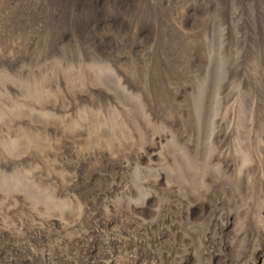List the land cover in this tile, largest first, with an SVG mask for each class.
Here are the masks:
<instances>
[{
  "label": "rangeland",
  "instance_id": "rangeland-1",
  "mask_svg": "<svg viewBox=\"0 0 264 264\" xmlns=\"http://www.w3.org/2000/svg\"><path fill=\"white\" fill-rule=\"evenodd\" d=\"M45 3L47 0H0L1 195L32 194L29 184L31 169L26 164L28 155L37 150L47 153L54 148L53 135L57 134L58 129L55 128L61 119L58 118L59 103L65 100L63 103L69 113L77 111L74 110L75 105L87 106L92 97L94 102L99 99L102 103L107 101L112 104L114 101L116 107L114 104L98 109L82 107L83 111L80 109L77 118H70L71 114L65 116V119L70 118V127L71 121L86 123L93 133L100 132L105 136L108 133V141L111 139L114 144L124 137L120 129L124 128V124L121 122L130 115L133 117V113L134 116L141 115L145 111L143 104L151 114L152 111L155 113V118L168 120L172 130L179 129L176 130L178 134L182 133L181 129L191 133L190 136L198 134L191 136V143L181 149V141L162 143L161 157L165 163L160 169L159 187L170 186L173 176L177 182L183 183L186 176L198 177L199 172L203 175L204 172L216 171V165L207 153L211 149L206 150L199 145L204 142L203 135H209L216 126L221 131V137H237L236 142L232 137L234 145H237L232 156L243 168L242 172H250L249 168H254L257 156L264 162V77L262 81L257 77L260 85L248 78L253 72L250 64L254 57L264 65V0H121L114 7L90 10L86 7L74 19L68 18L66 11L61 10L63 18L58 27L52 20V10H43ZM93 14L97 16L93 17ZM221 28L223 31L220 33ZM59 35L65 38L56 49L55 44L61 39ZM77 74L82 79L80 76L77 78ZM118 78L119 83L116 82ZM248 91L253 99L248 97ZM163 99L166 101L163 102ZM172 101L175 103H170ZM165 103L170 106V113L175 112L171 116L162 114L167 108L162 106ZM251 107H254L252 117ZM93 110H97L99 115L87 120ZM166 130L157 125L153 131L155 135H163ZM47 138L52 139L50 143ZM225 138L222 148H227ZM195 142L198 145L193 149ZM64 149L68 151V147ZM149 151L154 152L149 156L157 159L155 151ZM105 154L107 158L104 157L101 163L104 166L97 165L96 172L106 176L101 179V186H94L95 189L87 190L85 195L98 196L104 188L106 196L116 197L117 181L111 179L110 172H117L115 178H127V172H122L112 162L114 159L107 152ZM72 156L67 155L69 158ZM141 157L146 163L145 157ZM13 160H18L15 161L17 165L9 169ZM84 166L81 167L79 182H83L85 176ZM134 170L140 177L136 183L130 179ZM134 170L129 174V188L134 192L130 199L140 202L145 195L140 183L154 179V167L152 170ZM9 172H15V175L11 178ZM167 178L168 181L165 180ZM144 202L148 204L132 203V212L137 210V214L142 209L145 217L154 218V193L146 195ZM238 202H241L243 214L263 213L264 197L257 178L250 180ZM164 204L160 214L166 207ZM181 212L179 210L178 214ZM232 217V214L224 215L227 225L222 229L223 235L220 234L222 242L226 241L225 238L228 240L229 236L225 233L231 232ZM215 225L213 228H219L217 222ZM119 227L124 229L125 225ZM149 235L152 236V233L148 231ZM259 236L263 240L262 232ZM261 245L264 247V243ZM227 253L224 258L230 260V253ZM219 256H215L213 262L218 263ZM242 259L245 260L244 257Z\"/></svg>",
  "mask_w": 264,
  "mask_h": 264
},
{
  "label": "bare ground",
  "instance_id": "bare-ground-1",
  "mask_svg": "<svg viewBox=\"0 0 264 264\" xmlns=\"http://www.w3.org/2000/svg\"><path fill=\"white\" fill-rule=\"evenodd\" d=\"M222 31L221 28L220 33ZM259 60L257 57L253 58L250 64L253 72L248 77L256 81L258 85H260V80L257 77L261 81L264 77V65ZM257 70L263 73L258 74ZM112 72L110 73L114 74L113 70ZM78 76L80 75L77 74V78ZM80 77L82 79V76ZM116 80L119 83V78ZM101 87L109 89L107 86L102 85ZM248 97L252 98L251 95ZM92 98L87 106L75 105L74 110L77 111L72 110L70 113L63 103L66 100L58 102L60 109L58 118L61 119L55 128L58 132L53 135L54 148H50L47 153L42 151L40 153L37 150L38 155L34 152L28 155L26 164L31 169L29 184L33 195L0 194V264H264V247L261 245L264 243V211L253 215L243 214L240 207L241 202H238L253 178L258 179L264 197V162L261 157L257 156L256 165L252 169L249 168L250 172H242L243 168L238 166L236 159L232 156L235 152L233 148L237 146L234 145L237 137L232 135L227 138L221 137V131L216 126L210 130L209 135H203L204 142L199 144L206 150L209 148L211 152H216V154L207 152L212 158L210 161L216 165V171H203V175H200V172L199 175L195 173L194 175L198 177L186 176L183 183L177 182L173 176L170 186L167 184L165 187H159L158 177L165 163L161 157L162 143L181 141L183 143L179 146L181 149L184 145L191 143V136L198 134L190 136L191 133L188 134L183 129H181L182 133L178 134L176 130L179 129L172 130L173 127L168 120L163 117L155 118L153 108L151 109L152 114L154 113L152 115L143 104L144 114L141 112L142 114L138 113L141 115L134 116L132 112L133 117L131 115V117L126 116L127 119L124 117L126 121L121 122L124 128L119 127L121 131L123 130L124 137L117 144L111 143V139L108 141L106 137L108 133L106 136L100 132L93 133L88 128L89 126L85 125L86 123L75 124L71 121L72 127H70L68 119L77 118V113L82 107L98 109L108 104L107 101L102 103L98 98L94 102ZM72 99L75 101L74 95ZM114 99L115 97L112 100ZM70 102L67 104L69 105ZM112 102L108 106L113 105L114 101ZM159 104H161L160 101ZM162 106L167 107V104ZM169 107L163 109V113H159L169 116L172 113ZM121 108L125 110L123 105ZM253 108H250L251 117L254 112ZM66 114H71L70 118L65 119ZM96 114L99 115V112L93 110L92 115L86 119L90 120ZM119 121L118 124H120ZM157 125L167 128L163 135L154 134L153 130L157 128ZM81 128L84 130H80ZM127 129L133 135H130ZM93 134L96 135L92 136ZM232 137L236 139L235 142ZM224 138L227 148L221 147ZM47 139L49 143L52 140ZM45 143L47 144V141ZM197 145L198 143L195 142L193 149H196ZM66 147H68L67 152L64 149ZM149 149L155 151L157 159L149 156L154 153ZM105 152L114 159L112 162L117 164L122 172H127V178L126 180L123 177L115 178L114 176H118L117 172L109 171L112 175L111 179L117 181L116 197L106 196L104 188L100 190L98 196L95 194V196L92 194H87V196L86 191L92 190L94 186H101V179L106 176L96 172L106 156ZM68 154L73 156L69 158ZM141 156L145 157L146 163L142 162ZM242 157L245 159V155ZM171 158L173 159V156ZM15 161L18 160H13L9 169L17 165ZM83 165H85L86 172L83 182H79ZM153 167L154 179H146L140 183L145 195L140 202L131 200L130 198L134 195L129 188L131 170L136 168L152 170ZM9 173L10 175L7 173L9 177L15 175V172ZM187 174H189L188 171ZM130 179L134 183L140 180L137 171L132 172ZM168 179L165 180L168 181ZM151 192L154 193L155 209L150 213L154 214V218L145 217L146 213L141 211L142 209L138 210L137 214L135 213L137 210L132 212L130 208L132 203L146 206L143 204H148L144 202L145 197ZM37 200L39 201L36 205ZM162 203H166L164 204L166 207L160 214V209L163 208ZM150 206L147 207L150 208ZM179 210L182 211L180 214H178ZM229 214L233 215L234 220L232 219L233 222L229 227L230 234L225 233L229 237L224 234L228 240L225 238L226 241L222 242L220 234L223 233V227L226 228L227 225V220H225L227 218H224V215ZM113 220L121 226L125 225V228L121 229L120 225ZM215 222L219 228H213ZM208 227L211 229L208 230ZM148 231L152 233V236H148ZM261 232L263 240L259 239ZM227 252L230 253V260L224 258ZM215 256L220 257H218V263L213 262ZM243 257L244 261H242Z\"/></svg>",
  "mask_w": 264,
  "mask_h": 264
},
{
  "label": "trees",
  "instance_id": "trees-1",
  "mask_svg": "<svg viewBox=\"0 0 264 264\" xmlns=\"http://www.w3.org/2000/svg\"><path fill=\"white\" fill-rule=\"evenodd\" d=\"M121 0H47V3H45L42 8L43 10L50 11L52 10V20L55 22L56 27H58L61 19L63 18L60 14L61 10L66 11V15H68V18L74 19L82 10H84L86 7L90 9H96L99 7L105 8V7H114L118 4H120ZM97 16L96 14H93V17ZM67 18V17H66ZM92 26V25H89ZM59 39L56 44L55 48L57 49V46L60 44L59 42H62V38H65L64 35H59Z\"/></svg>",
  "mask_w": 264,
  "mask_h": 264
}]
</instances>
